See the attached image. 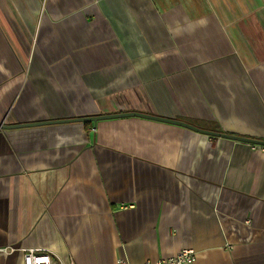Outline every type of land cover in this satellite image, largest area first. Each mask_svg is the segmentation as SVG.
I'll use <instances>...</instances> for the list:
<instances>
[{
    "label": "crops",
    "instance_id": "crops-1",
    "mask_svg": "<svg viewBox=\"0 0 264 264\" xmlns=\"http://www.w3.org/2000/svg\"><path fill=\"white\" fill-rule=\"evenodd\" d=\"M137 112L264 141V0H0V125ZM121 118L0 130V264H264V152Z\"/></svg>",
    "mask_w": 264,
    "mask_h": 264
},
{
    "label": "water",
    "instance_id": "water-1",
    "mask_svg": "<svg viewBox=\"0 0 264 264\" xmlns=\"http://www.w3.org/2000/svg\"><path fill=\"white\" fill-rule=\"evenodd\" d=\"M121 118H140V119H145V120H150V121H155V122H160V123H165V124H170V125H175V126H180L182 128L188 129L190 131L205 135L210 136V137H217V138H222V139H227L231 141H237V142H243V143H248L251 145L255 146H262L264 147V141H258V140H253L239 136H233L229 134H223V133H217V132H211L206 130H202L199 128H196L195 126H192L188 123L181 122L178 120H173V119H167V118H161L157 116H151L147 114H141L137 112H128V113H121V114H114V115H104V116H95V117H88V118H71L68 120H56V121H45L44 122H35V123H28V124H19V125H0V130H15V129H21V128H29V127H42V126H48V125H57V124H67V123H84V122H92L96 123L98 121L102 120H111V119H121Z\"/></svg>",
    "mask_w": 264,
    "mask_h": 264
},
{
    "label": "built area",
    "instance_id": "built-area-1",
    "mask_svg": "<svg viewBox=\"0 0 264 264\" xmlns=\"http://www.w3.org/2000/svg\"><path fill=\"white\" fill-rule=\"evenodd\" d=\"M253 150L264 152L262 146H252ZM22 264H59L52 256L39 250H21ZM195 261V253L192 249H181L177 254L167 259L159 260L156 264H193ZM118 264H125L123 261H118Z\"/></svg>",
    "mask_w": 264,
    "mask_h": 264
},
{
    "label": "trees",
    "instance_id": "trees-1",
    "mask_svg": "<svg viewBox=\"0 0 264 264\" xmlns=\"http://www.w3.org/2000/svg\"><path fill=\"white\" fill-rule=\"evenodd\" d=\"M83 124H84V126H89V125H91V122H84Z\"/></svg>",
    "mask_w": 264,
    "mask_h": 264
}]
</instances>
